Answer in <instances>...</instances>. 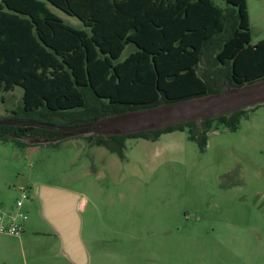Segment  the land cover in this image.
<instances>
[{
  "label": "rangeland",
  "instance_id": "obj_1",
  "mask_svg": "<svg viewBox=\"0 0 264 264\" xmlns=\"http://www.w3.org/2000/svg\"><path fill=\"white\" fill-rule=\"evenodd\" d=\"M246 1L256 44L264 39V0ZM15 118L38 119L22 112L20 87L0 92V119ZM88 135L0 142V204L13 202V186L31 195L23 234L0 235V264H51L60 252L40 217L36 185L81 195L89 264H264V104L247 108L236 131H211L202 152L176 130L126 139L121 159Z\"/></svg>",
  "mask_w": 264,
  "mask_h": 264
},
{
  "label": "trees",
  "instance_id": "obj_2",
  "mask_svg": "<svg viewBox=\"0 0 264 264\" xmlns=\"http://www.w3.org/2000/svg\"><path fill=\"white\" fill-rule=\"evenodd\" d=\"M224 2L225 8L215 0H0V92L20 87L22 112L38 119L15 120L50 127L0 125V142L59 141L67 132L57 127L79 129L263 81L264 39L252 44L247 1ZM48 6L86 30L66 24ZM128 45L134 51L119 61ZM246 113L96 135L95 143L123 159L126 139L154 141L177 130L202 152L211 131L220 125L236 131Z\"/></svg>",
  "mask_w": 264,
  "mask_h": 264
},
{
  "label": "water",
  "instance_id": "obj_3",
  "mask_svg": "<svg viewBox=\"0 0 264 264\" xmlns=\"http://www.w3.org/2000/svg\"><path fill=\"white\" fill-rule=\"evenodd\" d=\"M264 104V80L239 88H226L218 94L164 105L155 109L128 112L100 119L83 128H55L67 132V138L96 134L104 137L129 135L157 130L189 121L217 117L234 111ZM21 124L43 127L36 122L0 119V125ZM29 143H35L29 140ZM41 219L46 222L60 242V253L71 264H89V256L81 238V195L44 185L34 187Z\"/></svg>",
  "mask_w": 264,
  "mask_h": 264
},
{
  "label": "built area",
  "instance_id": "obj_4",
  "mask_svg": "<svg viewBox=\"0 0 264 264\" xmlns=\"http://www.w3.org/2000/svg\"><path fill=\"white\" fill-rule=\"evenodd\" d=\"M16 197L10 204H0V234L20 237L25 230L28 219L26 202L31 198L29 190L24 186H13Z\"/></svg>",
  "mask_w": 264,
  "mask_h": 264
},
{
  "label": "crops",
  "instance_id": "obj_5",
  "mask_svg": "<svg viewBox=\"0 0 264 264\" xmlns=\"http://www.w3.org/2000/svg\"><path fill=\"white\" fill-rule=\"evenodd\" d=\"M48 8L50 9V11L52 13H54L56 16H58L60 19H62L66 24L74 27L77 30H86V28L84 27L82 22H80L77 18L72 17V16H68V15L64 14L63 12L59 11L58 9L54 8L53 6H48ZM71 18H74V19H71ZM131 51H134V49ZM83 202L85 203V201H83ZM6 204H10V203H6ZM80 210H82V203L80 206ZM50 260H51L50 261L51 264H71L63 255H61L60 252H59V254L56 253L55 255H52Z\"/></svg>",
  "mask_w": 264,
  "mask_h": 264
}]
</instances>
